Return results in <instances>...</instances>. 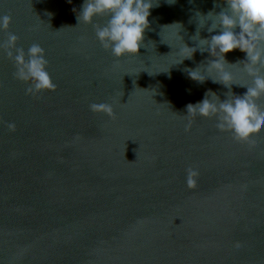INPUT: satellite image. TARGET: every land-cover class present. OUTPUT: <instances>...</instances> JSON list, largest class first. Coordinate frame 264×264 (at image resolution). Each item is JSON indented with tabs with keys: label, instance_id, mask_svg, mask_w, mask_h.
Returning <instances> with one entry per match:
<instances>
[{
	"label": "water",
	"instance_id": "1",
	"mask_svg": "<svg viewBox=\"0 0 264 264\" xmlns=\"http://www.w3.org/2000/svg\"><path fill=\"white\" fill-rule=\"evenodd\" d=\"M215 2L153 0L144 47L118 60L95 36L106 18L78 24L83 0H0V44H39L55 85L26 95L0 49V264H264V126L237 141L186 111L228 91L188 77L208 53L183 60ZM243 59L227 54L236 84L251 83Z\"/></svg>",
	"mask_w": 264,
	"mask_h": 264
},
{
	"label": "clouds",
	"instance_id": "2",
	"mask_svg": "<svg viewBox=\"0 0 264 264\" xmlns=\"http://www.w3.org/2000/svg\"><path fill=\"white\" fill-rule=\"evenodd\" d=\"M166 2L174 4L176 0ZM189 3H193V0H189ZM223 4L225 6L219 12H195L198 25L191 39L196 44L189 47L184 43L185 49L191 50V55L185 56L183 60L191 59L197 51L202 55L208 53L211 58L206 63L185 71L193 81L203 83L210 79L213 83L223 85L228 89L226 98L221 100L215 92L209 90L202 100L188 104L186 111L192 117H215L219 130L230 131L235 140L243 141L264 126V105L257 103V98L264 93V74L259 71V65H264V0H223ZM154 6H158V3H153V0H83L77 20L78 24H93L97 17L106 18L103 25L93 24L95 36L100 45L119 60L137 56L141 47H144V34L149 28V16ZM216 7L219 5L214 0V9ZM10 23V16L0 15V32L7 31ZM206 25L210 35L201 38L200 30ZM17 40L15 34L9 33L6 44H0V49H4L13 61L15 78L29 85L25 90L26 95L53 90L55 85L47 69L45 50L33 43L25 52L16 46ZM235 50L244 53L241 61L251 77V83L233 82V75L227 65L240 61L229 63L227 54ZM233 84L246 88V91L241 95L234 94L231 91ZM89 107L93 112L112 114L111 105L107 103H93ZM8 127L10 130L15 129L14 124ZM197 175L195 169L187 170L189 187L194 186ZM236 247H240L239 243Z\"/></svg>",
	"mask_w": 264,
	"mask_h": 264
}]
</instances>
